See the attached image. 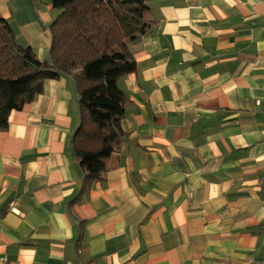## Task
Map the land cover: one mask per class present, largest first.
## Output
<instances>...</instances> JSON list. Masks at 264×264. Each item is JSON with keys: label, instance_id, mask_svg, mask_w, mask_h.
Returning a JSON list of instances; mask_svg holds the SVG:
<instances>
[{"label": "crops", "instance_id": "crops-1", "mask_svg": "<svg viewBox=\"0 0 264 264\" xmlns=\"http://www.w3.org/2000/svg\"><path fill=\"white\" fill-rule=\"evenodd\" d=\"M119 79L126 135L84 173L75 78L47 79L0 130V259L20 264H264V0H149ZM57 9V12L54 11ZM52 0H0L50 56Z\"/></svg>", "mask_w": 264, "mask_h": 264}, {"label": "trees", "instance_id": "trees-1", "mask_svg": "<svg viewBox=\"0 0 264 264\" xmlns=\"http://www.w3.org/2000/svg\"><path fill=\"white\" fill-rule=\"evenodd\" d=\"M149 0H52L60 9L50 24V56L41 60L20 46L0 16V130L13 110L43 91L44 81L72 75L77 83L80 126L73 143L84 173L77 202L107 170V159L126 133L127 96L119 79L137 69L127 38L142 33Z\"/></svg>", "mask_w": 264, "mask_h": 264}, {"label": "built area", "instance_id": "built-area-1", "mask_svg": "<svg viewBox=\"0 0 264 264\" xmlns=\"http://www.w3.org/2000/svg\"><path fill=\"white\" fill-rule=\"evenodd\" d=\"M259 187H260L261 196L264 200V176L259 180ZM0 264H20V263L18 261H13L4 257L0 259Z\"/></svg>", "mask_w": 264, "mask_h": 264}, {"label": "rangeland", "instance_id": "rangeland-1", "mask_svg": "<svg viewBox=\"0 0 264 264\" xmlns=\"http://www.w3.org/2000/svg\"><path fill=\"white\" fill-rule=\"evenodd\" d=\"M55 12H57V9H54Z\"/></svg>", "mask_w": 264, "mask_h": 264}]
</instances>
